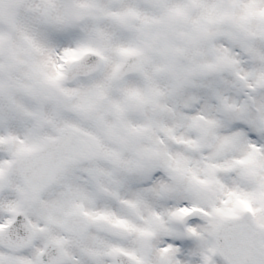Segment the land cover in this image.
<instances>
[{
    "label": "snow or ice",
    "instance_id": "snow-or-ice-1",
    "mask_svg": "<svg viewBox=\"0 0 264 264\" xmlns=\"http://www.w3.org/2000/svg\"><path fill=\"white\" fill-rule=\"evenodd\" d=\"M0 264H264V0H0Z\"/></svg>",
    "mask_w": 264,
    "mask_h": 264
}]
</instances>
